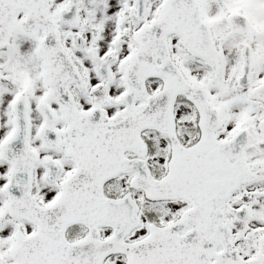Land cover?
<instances>
[{
    "label": "snow or ice",
    "instance_id": "snow-or-ice-1",
    "mask_svg": "<svg viewBox=\"0 0 264 264\" xmlns=\"http://www.w3.org/2000/svg\"><path fill=\"white\" fill-rule=\"evenodd\" d=\"M0 264H264V0H0Z\"/></svg>",
    "mask_w": 264,
    "mask_h": 264
}]
</instances>
